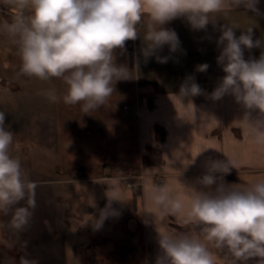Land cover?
Listing matches in <instances>:
<instances>
[{"label":"clouds","instance_id":"obj_1","mask_svg":"<svg viewBox=\"0 0 264 264\" xmlns=\"http://www.w3.org/2000/svg\"><path fill=\"white\" fill-rule=\"evenodd\" d=\"M16 3L27 13L21 11L12 22L0 23V33L18 45L20 73L43 82L62 80L66 85L62 97L54 87L41 94L53 103L62 99L66 105L79 104L85 114L107 103L117 81L131 78L128 68L116 63L115 51H124L126 41L141 38L138 26L144 31L143 56H155L158 62L166 63L168 57L157 53L164 46L170 52L180 48L177 33L164 27L175 19L183 18L191 29L206 31L209 24L217 28L211 19L216 13L242 8L245 14L264 18L260 0H16ZM237 29L235 24L226 23L218 27L217 64L225 75L209 96L214 101L233 97L244 110L238 121L245 128L247 139L264 147V39L255 37L254 25L243 29L239 36ZM257 48L261 49L259 58L251 55L245 58L246 50L250 53ZM208 67L206 63L197 65L196 71L206 72ZM202 94L195 78L188 76L176 97L184 105L186 98L191 102V97ZM14 135L6 124V113L0 111V214L10 215L7 226L21 233L36 207L37 185L28 178L21 160L11 155ZM225 156L226 160H208L206 171L197 178L195 186L180 182L183 195L166 184H154L146 190L147 201L160 216H174L190 226L186 231H158L159 250L154 264H247L252 258H258L255 264H264V175L243 184H228L224 177L237 169L238 161ZM174 157L179 161L187 159L184 152ZM169 161L171 165L174 163ZM194 162L195 158L190 164ZM119 184V179L114 180L108 191H118L115 186ZM107 196L109 203L94 220L97 229L109 216L118 215L111 207L113 200L120 201L118 196ZM4 226L0 222V227ZM73 260L72 254L69 264ZM19 264H39V261L25 252Z\"/></svg>","mask_w":264,"mask_h":264},{"label":"crops","instance_id":"obj_2","mask_svg":"<svg viewBox=\"0 0 264 264\" xmlns=\"http://www.w3.org/2000/svg\"><path fill=\"white\" fill-rule=\"evenodd\" d=\"M18 8L16 0H0V23L5 20L12 22L5 13ZM259 8L264 11V0H260ZM24 11L27 13V9ZM243 11L240 8L226 14H213L211 19L216 22L217 28L209 24L206 31L191 29L183 18L164 25L174 30L180 41V48L176 52H170L168 46H164L157 53L168 57L166 63L158 62L155 56H143L144 31L138 26L141 38L126 41L124 51H115L116 63L126 66L131 78L120 80L114 86V91L121 88L120 94L130 100L129 105H123V109L131 112L129 118L134 122L137 149L136 160L130 168L135 171L134 174L141 175L137 180L140 183L138 194L133 195V191L126 188L119 177H106L107 173H104L106 178H67L64 181L67 184L63 182L62 188L53 184H37L58 182L54 177L37 183L34 181L37 185V207L23 232L16 233L7 226L10 215L0 214V222L5 225L0 227V264H13V260L19 264V258L25 252L30 258L38 259L39 264H69L72 254L75 257L72 264H83L80 248L93 249L94 257L98 258H103L100 255L103 251H112L109 247L101 249L92 245L93 238L99 239V243L126 239L129 247L127 254L141 255L138 264H154L159 250L158 231H186L190 227L183 225L177 217L160 216L147 201L146 190L157 184L159 177L163 184L183 195L181 183L195 186L197 178L206 171V162L210 159L226 160L225 155L238 161L237 169H232L224 177L226 183L243 184L257 175H264V147L249 142L245 128L238 121L243 116V108L231 96L219 101L209 96L225 75L217 64L220 52L216 43L220 35L218 27L223 23L235 24L239 28L236 30L239 36L243 29L254 25L255 37L264 39V18ZM3 41L9 44L13 40L0 33V42ZM260 52L259 48L252 49L250 53L246 50L245 58L249 55L259 58ZM205 63L209 65L206 72L196 71L197 65ZM0 67L5 68V65L1 64ZM188 76L195 78L203 94L191 97V102L186 98L183 101L185 107L176 95ZM26 80V83L33 82L32 78L27 77ZM58 83L62 97L66 85L60 79ZM16 85L22 88L23 81ZM114 91L112 94H115ZM113 103H116L115 100ZM179 151L184 152L187 159H175L174 155L179 156ZM194 158L195 162L190 164ZM169 160L174 163L171 165ZM116 179L120 180V184L115 186L118 191H108ZM107 195L118 196L120 201L111 202L118 215L109 216L97 229L94 220L99 218L100 210L109 203ZM60 202H67L70 211L62 219L58 218L57 211ZM41 203L44 210L38 208ZM16 249L24 251L14 253ZM98 258L93 264H100ZM256 259H250L247 264H255Z\"/></svg>","mask_w":264,"mask_h":264},{"label":"rangeland","instance_id":"obj_3","mask_svg":"<svg viewBox=\"0 0 264 264\" xmlns=\"http://www.w3.org/2000/svg\"><path fill=\"white\" fill-rule=\"evenodd\" d=\"M1 64H4L5 68L0 67V76L4 77L6 84L0 86V111L6 113V124L10 125L15 133L11 155L21 160L29 179L37 183L39 180L54 177L58 182L37 184L61 187L64 183L67 184L64 182L67 178L75 176L81 178L115 176L122 182L128 180L131 186L125 184L126 188L140 189L137 180L141 175L137 174L135 182L132 183L133 180L129 179L130 175L126 171L136 160L137 147L134 122L129 118L131 112L123 109V105H129L130 100L120 94L121 88L118 87L114 91L115 94L111 95L104 106L85 114L79 104L66 105L62 99L53 103L41 94L54 87L60 96L59 79L43 82L32 77L33 82L24 81L27 77L20 73L18 45L13 41H9V44L0 42ZM21 81L22 88L16 85ZM114 100L116 103H113ZM156 182L164 183L163 180ZM42 204L38 205V208L44 210ZM68 207L67 202L59 203L57 208L59 219L68 215L70 212ZM99 241L93 238L92 245L95 244L101 249L109 247L112 251H103L100 254L103 258H98L94 257L93 249L80 248L83 264H93L97 258L100 264H138L141 255L127 254L129 247L126 239L110 243ZM23 251L16 249L14 253Z\"/></svg>","mask_w":264,"mask_h":264},{"label":"built area","instance_id":"obj_4","mask_svg":"<svg viewBox=\"0 0 264 264\" xmlns=\"http://www.w3.org/2000/svg\"><path fill=\"white\" fill-rule=\"evenodd\" d=\"M21 11H23V10L20 9V10H18V11H11V12H8V13H7V17H8L10 20H13V18H14L15 16H17L18 14H20ZM2 82H3V79H2V77L0 76V83H2ZM161 180H162V179L159 178L158 182H160ZM128 185H130V184H128ZM130 186H131V185H130Z\"/></svg>","mask_w":264,"mask_h":264},{"label":"trees","instance_id":"obj_5","mask_svg":"<svg viewBox=\"0 0 264 264\" xmlns=\"http://www.w3.org/2000/svg\"><path fill=\"white\" fill-rule=\"evenodd\" d=\"M126 171L129 173L130 176H133V174L135 172L132 168H128ZM124 183H128V180H124ZM138 192H139V190L133 191V195L136 196L138 194Z\"/></svg>","mask_w":264,"mask_h":264}]
</instances>
